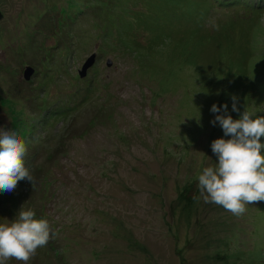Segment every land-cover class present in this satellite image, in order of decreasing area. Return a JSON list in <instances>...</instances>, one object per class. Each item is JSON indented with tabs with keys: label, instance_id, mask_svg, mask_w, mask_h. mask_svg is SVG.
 Segmentation results:
<instances>
[{
	"label": "rangeland",
	"instance_id": "obj_1",
	"mask_svg": "<svg viewBox=\"0 0 264 264\" xmlns=\"http://www.w3.org/2000/svg\"><path fill=\"white\" fill-rule=\"evenodd\" d=\"M0 11V129L22 138L27 123L33 177L0 192V223L23 207L54 232L28 264H264V201L236 217L184 192L218 163L212 141L230 138L211 123L223 105L234 120L264 115V0H0Z\"/></svg>",
	"mask_w": 264,
	"mask_h": 264
},
{
	"label": "clouds",
	"instance_id": "obj_2",
	"mask_svg": "<svg viewBox=\"0 0 264 264\" xmlns=\"http://www.w3.org/2000/svg\"><path fill=\"white\" fill-rule=\"evenodd\" d=\"M214 30L219 25L211 22ZM232 111L239 112L237 98L232 97ZM228 105H223V114L216 115L225 137L211 143V150L218 163L206 166L198 176V192L193 200L223 207L236 217L247 211L253 202L264 201V115L247 109L239 119L228 114ZM212 113H220L216 104ZM27 146L15 131L0 129V192L13 191L18 182L27 179L33 182L26 166ZM35 212L23 207L12 221L0 223V264H9L15 259L22 264L35 257L38 249L47 245L54 232L46 219L35 218Z\"/></svg>",
	"mask_w": 264,
	"mask_h": 264
},
{
	"label": "trees",
	"instance_id": "obj_3",
	"mask_svg": "<svg viewBox=\"0 0 264 264\" xmlns=\"http://www.w3.org/2000/svg\"><path fill=\"white\" fill-rule=\"evenodd\" d=\"M233 4H234L233 2L224 3L223 8H229V7H231ZM1 17H2V14H1V11H0V19H1ZM56 112H57V111H54L55 114H56ZM14 118H15V117H14ZM16 129L19 131V133H20V135H21V137H22L23 139L28 138V139H27V143L29 144V143L31 142V139H30L29 137H30L31 135H30V132L27 131V123H25L24 121H20V120L18 119V120H17V127H16ZM22 138H20V139H22ZM29 157H30V155H29ZM197 185H198V181H193V182L191 183V186H190L189 189H187L186 187H184V192H186V191H188V190H191V188H193L194 186L197 187ZM164 191L168 194V196H171V193H170V192H168V191H166V190H164ZM192 193H193V191L190 193V195H191ZM191 196H193V195H191ZM191 196H190L189 198H192ZM190 201L193 202V199H191ZM175 223L180 225L179 220L176 221Z\"/></svg>",
	"mask_w": 264,
	"mask_h": 264
},
{
	"label": "water",
	"instance_id": "obj_4",
	"mask_svg": "<svg viewBox=\"0 0 264 264\" xmlns=\"http://www.w3.org/2000/svg\"><path fill=\"white\" fill-rule=\"evenodd\" d=\"M93 59H94V56H92V57L87 61V63H85V65H84V67H83V73L80 74L81 77L84 75L85 71H86L88 68H90V67L92 66ZM30 73H31V71L28 70V71L24 74L23 77H24V79H25L26 81L28 80V78H29V76H30Z\"/></svg>",
	"mask_w": 264,
	"mask_h": 264
},
{
	"label": "bare ground",
	"instance_id": "obj_5",
	"mask_svg": "<svg viewBox=\"0 0 264 264\" xmlns=\"http://www.w3.org/2000/svg\"><path fill=\"white\" fill-rule=\"evenodd\" d=\"M80 75V74H79Z\"/></svg>",
	"mask_w": 264,
	"mask_h": 264
}]
</instances>
